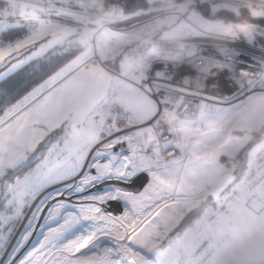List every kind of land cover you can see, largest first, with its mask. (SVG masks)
<instances>
[{"label": "rangeland", "instance_id": "374dc122", "mask_svg": "<svg viewBox=\"0 0 264 264\" xmlns=\"http://www.w3.org/2000/svg\"><path fill=\"white\" fill-rule=\"evenodd\" d=\"M96 1L104 5L103 0ZM236 1L258 6L254 14L264 16V0ZM11 4L14 10L6 21L0 22V31L21 24L25 32L9 40L0 38V53H7L5 59L28 62L54 46L69 43H79L81 48L70 61L14 102L23 111L12 113L13 118L3 129L4 135L10 129L23 131L25 125L31 126V134L20 141V149L10 160L31 157L37 144L57 137H63L74 147H91L104 139L102 131L115 129L112 123L116 113L132 117L126 126L136 125L142 134L150 130L151 120L166 109L168 95L162 97L161 93L181 95L199 91L194 92L200 96L199 114L187 121L182 119L180 125L186 127L199 148L191 158L181 159L179 153L172 158L158 157L162 165H175L182 176L186 173L189 177L182 186L177 185L183 195L165 210L171 219L162 247L169 241L179 242L175 255L180 264H264V75L261 74L264 64L256 63L260 68L250 71L254 76L240 86L238 75L230 79L227 74L230 64L223 62L222 56L215 60L211 53L218 52L211 48H203L211 59L197 54L196 58L200 56L197 62L186 52L195 47L188 42L183 47L175 46L178 52L168 55L159 54L160 49L155 46L157 40L164 42L207 32L208 36L220 38L224 48L220 51L236 62L241 48L231 45L226 49L223 43L240 39L243 44L256 45L257 32L253 29L261 28L263 23L209 18L195 7L194 0H146L147 5L137 11L145 15L137 21L117 25L116 19L130 14L124 12L109 22L107 28L80 27L76 34H62L65 23L40 22L39 11L28 12L15 1ZM109 4L113 8L121 6L116 2ZM113 14L115 17L120 12L116 8ZM115 57L120 58L119 66L105 62ZM99 68L114 74L109 93L85 122L72 127L68 118L89 92L87 82ZM228 80L230 88L225 87ZM233 81L238 91L228 95L234 89ZM130 96L145 97L143 114L138 112L142 102L132 105ZM201 97L216 101L211 118L206 115L201 118V112L206 110V100ZM225 101L230 106H225ZM143 121L149 124L146 126ZM144 147L148 148L146 143ZM149 148L153 149L151 144ZM2 163L5 171L11 172L9 159ZM5 183L6 180H0V188Z\"/></svg>", "mask_w": 264, "mask_h": 264}, {"label": "snow or ice", "instance_id": "6c2138e0", "mask_svg": "<svg viewBox=\"0 0 264 264\" xmlns=\"http://www.w3.org/2000/svg\"><path fill=\"white\" fill-rule=\"evenodd\" d=\"M256 45H241L236 60L264 64V37ZM5 56L0 53V180H6L0 188V264H180L179 242L162 245L171 219L165 210L183 195L177 185L189 179L187 174L162 165L159 151L144 147L136 125L102 131L104 139L91 147H74L63 137L41 141L31 157L12 162L20 141L31 134L25 125L4 135L12 113L23 111L14 101L56 54L40 64ZM158 119L159 114L151 123ZM164 134L175 141L163 146L165 153L176 151L186 159L199 148L186 127ZM5 159L11 172L5 171Z\"/></svg>", "mask_w": 264, "mask_h": 264}, {"label": "built area", "instance_id": "2783aa9c", "mask_svg": "<svg viewBox=\"0 0 264 264\" xmlns=\"http://www.w3.org/2000/svg\"><path fill=\"white\" fill-rule=\"evenodd\" d=\"M7 2H0V22L6 21L12 14L14 10V5L11 4V1H15L26 7L28 12H32L31 10H37L42 15L38 17L40 22L42 21H60L65 23V25L70 26H78L84 27L87 30L92 29L95 26L99 29L107 28L109 22L114 20L119 16L124 15V11L122 7L115 5L116 7H110L111 4L105 7L104 13L100 11L103 8L96 0H6ZM28 8V9H27ZM109 8V9H108ZM118 9L120 14H116L114 17L113 11ZM101 18V21H97V19ZM192 39V40H191ZM201 40V39H200ZM155 42V46L160 49V47L172 46L174 49L175 46H179L178 41H181V45L179 47H183L186 42L189 45L192 44L197 46L198 37L190 36L187 38H179V39H168ZM231 46V45H229ZM235 46V45H234ZM221 49H224L220 45ZM227 49V45L225 46ZM204 50V49H203ZM229 50V47H228ZM205 52V51H204ZM238 55V54H237ZM236 56V54H235ZM240 62V61H239ZM256 63H253L252 67L254 68ZM256 69L260 68L259 65H256ZM251 73L250 71H248ZM254 76V74H250ZM241 81V80H240ZM238 81L239 83H241ZM165 92V91H164ZM194 92H199L194 90ZM193 91L188 93H182L179 95L178 93L169 94L167 97V105L165 111L159 116L158 121L155 124H152L150 130H144L142 135L144 139L152 145L153 151L158 150L159 156L161 158H172L178 154L176 151H172L169 153H165L163 151V146L165 144L174 143V137L171 134L165 135L164 133L168 131L171 133L172 130L178 129L181 125V121L184 118H194L199 114V98L198 94H195ZM169 93V92H166ZM206 100V110L204 113H208L209 111L213 113L215 109L214 99L212 97H201ZM207 116V115H206ZM124 113H116L113 117V128L118 127H126L128 123V119Z\"/></svg>", "mask_w": 264, "mask_h": 264}, {"label": "trees", "instance_id": "16d2710c", "mask_svg": "<svg viewBox=\"0 0 264 264\" xmlns=\"http://www.w3.org/2000/svg\"><path fill=\"white\" fill-rule=\"evenodd\" d=\"M0 2L5 3L6 0H0ZM109 2H116L117 4H120L124 8L125 13H130L128 16H125L123 18H119L115 20V23L117 25H124L128 23H132L134 21H137L144 17L145 13L143 12H137L141 8V6L147 5L146 0H103V6L105 7ZM143 4V5H142ZM195 7H199L198 9L203 12V14L207 17L211 18H222L225 19H233V20H239V22L243 23L242 20L251 22L252 24H259L260 22L263 23L261 28L258 27L257 30L254 28L253 30L257 33L256 41L264 37V16L261 13L254 14V8H259L256 5H251L245 2H239L236 0L227 1V0H194ZM236 7V8H234ZM264 9V8H263ZM21 24L17 25H10L7 26L5 29L0 31V38L4 40H9L18 37L19 35L23 34L25 31L24 27H20ZM256 26V25H255ZM79 28L76 31H69L67 33L69 34H76L79 32ZM259 33V34H258ZM66 34V33H65ZM79 43H69L66 45L61 46H54L47 51H45L43 54L34 57L28 62L34 63V64H40L45 62V57H52L54 54H56V58L49 64L47 70L40 75H37L34 77L30 82L27 88H25L20 95L16 98L18 100L19 98L23 97L26 93H28L31 89H33L36 85H38L40 82L45 80L49 75H51L53 72H55L57 69H59L62 65L70 61L78 52H80L81 46H79ZM110 59V60H109ZM106 59L105 62L109 65H120V58H109ZM15 100V101H16ZM14 101V102H15ZM113 103V102H112ZM115 105L117 107H121V105L118 103V101H115ZM201 209V207H200Z\"/></svg>", "mask_w": 264, "mask_h": 264}, {"label": "bare ground", "instance_id": "6f19581e", "mask_svg": "<svg viewBox=\"0 0 264 264\" xmlns=\"http://www.w3.org/2000/svg\"><path fill=\"white\" fill-rule=\"evenodd\" d=\"M198 37V42H196L197 43V46H195L193 49H191V50H187L186 52L187 53H189L190 55H191V58L193 59V60H195V59H197V62H200V56H199V58H196V55L198 54V55H206V54H204L205 52H204V50H203V48H211L213 51H215V52H218L217 54H213V53H211L212 55H213V58L216 60V59H218L219 57H221L222 56V59H223V62H226V63H228V64H230V69H226V71H227V74L228 75H230V79H234L237 75L239 76V79L241 80V78H242V80H241V83H237L238 85H242V82H244V80H249L252 76L250 75L251 73H249L248 71H253V70H255V68L257 67L256 65H254V68L252 67V65H253V63H247V62H243V61H240L239 63H245L246 64V67L245 68H241V69H237V67H236V65L238 64L237 63V61L235 62V61H233V58H229V57H227V56H224L223 55V53L221 52L222 50H221V48H220V38L219 37H215V36H208V33L207 32H205V33H199V35L197 36ZM201 39V40H200ZM192 40V39H191ZM232 40V39H231ZM230 40V41H231ZM225 41V40H224ZM230 41H225V43L227 44V46H229V45H236V47L238 46V48H240V46L241 45H243V43L241 42V40L240 39H234V40H232V42H230ZM178 43H179V46L181 45V41H178ZM221 43H223L222 41H221ZM223 45L224 46H226L224 43H223ZM178 46V47H179ZM173 47L172 46H167V47H160V51H159V54H169V53H173V52H178V51H176L177 49H172ZM221 50V51H220ZM241 51V49L239 50V52ZM219 52H221V53H219ZM238 52V53H239ZM230 54H232V53H230ZM175 55V54H174ZM189 55V56H190ZM233 55V54H232ZM206 56H208V55H206ZM261 56H257L256 57V59L258 60V61H260L261 60ZM207 59H211V56L209 55L208 56V58ZM219 60V59H218ZM229 60H232L233 62H231L230 63V61ZM210 61V60H209ZM210 63H212V62H210ZM225 63V64H226ZM196 64V63H195ZM201 64V63H200ZM198 65V64H197ZM202 66V65H201ZM225 67V66H224ZM216 71V70H215ZM235 74V76H233ZM232 75V76H231ZM237 79H238V77H237ZM223 81V80H222ZM228 81H230V80H228ZM234 82H236V81H233L232 82V89H233V87H234V89L235 88H237V86H235L234 85ZM230 83H231V81H230ZM223 85V84H222ZM255 87H257V85H254ZM264 86V85H263ZM262 86V87H263ZM230 88V87H229ZM233 89V90H234ZM170 93V92H169ZM169 93H164L165 94V97L167 96V97H169ZM172 94H174V93H172ZM166 99V98H165ZM215 110V109H214ZM213 110V111H214Z\"/></svg>", "mask_w": 264, "mask_h": 264}, {"label": "water", "instance_id": "95a60500", "mask_svg": "<svg viewBox=\"0 0 264 264\" xmlns=\"http://www.w3.org/2000/svg\"><path fill=\"white\" fill-rule=\"evenodd\" d=\"M77 26H66L60 33L76 31ZM114 74L106 68H99L95 74L92 86L81 103L68 118L70 126L74 127L85 122L87 117L101 104L109 93Z\"/></svg>", "mask_w": 264, "mask_h": 264}, {"label": "crops", "instance_id": "0c3cea01", "mask_svg": "<svg viewBox=\"0 0 264 264\" xmlns=\"http://www.w3.org/2000/svg\"><path fill=\"white\" fill-rule=\"evenodd\" d=\"M96 74V73H95ZM95 74H94V76L92 77V79L91 80H89V83L87 82V87L89 88H91V86H92V83H93V80H94V78H95ZM132 88V87H131ZM134 92V91H133ZM133 92H131V93H133ZM134 94V93H133ZM143 96V95H142ZM145 97H134V96H130L129 97V100H130V102H131V104L132 105H137L138 103H140V102H142V105H141V107L140 106H138V108L140 107V111L134 106L133 108L134 109H137L138 110V112L140 113V114H143V112H144V110H141L143 107H144V105H147V103L145 102ZM143 102H145V103H143ZM128 107H129V105H128ZM184 121L186 120H190V119H188V118H184L183 119ZM182 120V121H183ZM183 125V124H182ZM145 143H146V145L148 146V148H149V143L145 140Z\"/></svg>", "mask_w": 264, "mask_h": 264}]
</instances>
